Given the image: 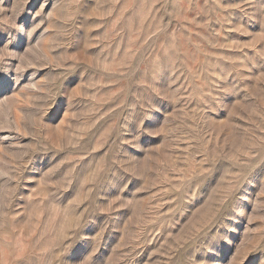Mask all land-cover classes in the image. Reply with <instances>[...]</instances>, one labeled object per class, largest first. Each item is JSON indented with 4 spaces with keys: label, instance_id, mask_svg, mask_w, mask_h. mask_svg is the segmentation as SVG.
Listing matches in <instances>:
<instances>
[{
    "label": "rangeland",
    "instance_id": "374dc122",
    "mask_svg": "<svg viewBox=\"0 0 264 264\" xmlns=\"http://www.w3.org/2000/svg\"><path fill=\"white\" fill-rule=\"evenodd\" d=\"M0 264H264V0H0Z\"/></svg>",
    "mask_w": 264,
    "mask_h": 264
}]
</instances>
